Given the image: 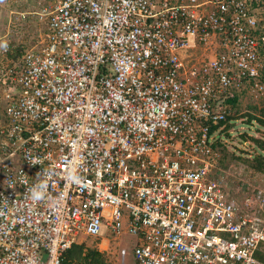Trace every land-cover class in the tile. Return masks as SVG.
<instances>
[{
    "label": "built area",
    "instance_id": "1",
    "mask_svg": "<svg viewBox=\"0 0 264 264\" xmlns=\"http://www.w3.org/2000/svg\"><path fill=\"white\" fill-rule=\"evenodd\" d=\"M41 17L39 46L0 36V264L124 235L135 264H264V189L226 187L212 131L231 101H264V0H59Z\"/></svg>",
    "mask_w": 264,
    "mask_h": 264
},
{
    "label": "rangeland",
    "instance_id": "2",
    "mask_svg": "<svg viewBox=\"0 0 264 264\" xmlns=\"http://www.w3.org/2000/svg\"><path fill=\"white\" fill-rule=\"evenodd\" d=\"M59 0H0V36L9 34L8 38L15 50L20 47L39 46L45 33V22L42 20V8L55 5ZM201 53L197 50V56ZM261 104L252 102L247 96L232 107L229 118L231 128L221 135V160L219 168L225 179L226 187L232 192L238 191L241 196L250 189H264V174L252 168L253 157L263 154L252 139L264 141V128L256 121L249 122L257 115ZM249 185V186H248ZM240 187L239 189L237 188ZM105 236V234H104ZM79 241H82L80 239ZM135 239L124 235L117 243H103L108 246L104 252L107 264H121L118 257V246L127 249L128 254L123 264H135L131 249ZM87 246L94 247L92 239H85ZM118 244V246H117Z\"/></svg>",
    "mask_w": 264,
    "mask_h": 264
},
{
    "label": "trees",
    "instance_id": "3",
    "mask_svg": "<svg viewBox=\"0 0 264 264\" xmlns=\"http://www.w3.org/2000/svg\"><path fill=\"white\" fill-rule=\"evenodd\" d=\"M232 107H235L236 100L230 102ZM252 119L249 122L256 121L261 127L264 128V101L261 103L260 107L257 109V115L251 116ZM231 119L228 118L225 123H220L215 126L212 131L223 126L222 132L227 133L231 128ZM255 146L264 154V141L260 139H252ZM217 145L220 144L217 142ZM252 168L264 174V155L258 154L253 157ZM263 258V257H262ZM62 264H107L104 253L98 252L96 249L86 247L85 244H72L71 247L64 253Z\"/></svg>",
    "mask_w": 264,
    "mask_h": 264
},
{
    "label": "crops",
    "instance_id": "4",
    "mask_svg": "<svg viewBox=\"0 0 264 264\" xmlns=\"http://www.w3.org/2000/svg\"><path fill=\"white\" fill-rule=\"evenodd\" d=\"M85 246H86V247H90V246H87L86 244H85Z\"/></svg>",
    "mask_w": 264,
    "mask_h": 264
}]
</instances>
